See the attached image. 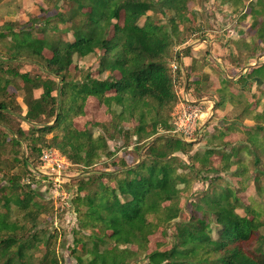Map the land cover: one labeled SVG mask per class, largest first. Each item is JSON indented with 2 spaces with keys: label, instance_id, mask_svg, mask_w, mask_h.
Listing matches in <instances>:
<instances>
[{
  "label": "trees",
  "instance_id": "obj_1",
  "mask_svg": "<svg viewBox=\"0 0 264 264\" xmlns=\"http://www.w3.org/2000/svg\"><path fill=\"white\" fill-rule=\"evenodd\" d=\"M219 1L236 10L246 7V0ZM247 1L250 40L236 45L253 60L260 51L257 42L264 43V0ZM193 2L44 0L45 13L54 15L39 25L17 32L12 23L1 28L0 151L24 145L29 155L21 153L12 161V168L23 173L36 172L41 152L49 148L79 168L72 199L78 230L71 254L77 264H264V111L251 110L243 93L229 94L226 83L231 81L226 79L215 108L229 104L241 110L237 119H250L254 126L226 124L224 132L207 138L203 153L190 154L192 143L171 135L178 98L170 61L173 48L186 42ZM149 13H171L169 30ZM99 53V72L119 78H69L75 60ZM32 62L39 74L18 70ZM250 70L241 78L243 92L264 77V66ZM9 87L16 93L8 94ZM35 91H42L38 98ZM19 96L27 107L25 116ZM90 97L99 100L111 119L79 131L72 122L84 115ZM230 132L241 133L244 142L226 144ZM49 135L53 137L47 141ZM116 141L121 145L111 151L109 142ZM119 150L136 161L128 165L120 159L109 163L108 170L95 169L102 156L111 161ZM179 155L188 156L189 165ZM213 157L220 158L218 166ZM3 181L7 186L0 191L8 194L0 201V264H59L50 251L55 235L39 230L40 217L52 213L45 198L30 184H21L22 174L4 176ZM196 181L208 188L193 193L195 201L186 215L181 200ZM251 186L258 198L244 205L239 196ZM170 231V248L149 253L150 238L158 232L168 238ZM40 246L45 254L36 258Z\"/></svg>",
  "mask_w": 264,
  "mask_h": 264
},
{
  "label": "rangeland",
  "instance_id": "obj_2",
  "mask_svg": "<svg viewBox=\"0 0 264 264\" xmlns=\"http://www.w3.org/2000/svg\"><path fill=\"white\" fill-rule=\"evenodd\" d=\"M257 1V0H252ZM251 2V1H250ZM249 1H245V9L236 8L227 5H221L219 0H194L189 4V20L185 25L184 38L186 42L182 46H175L172 52V59L170 61V69L175 76L174 90L178 98L176 107L179 104H184L185 100L197 103L201 109L206 113L202 120L198 123V129L193 135L191 141L193 151L203 153L206 151V140L212 135L219 132H224L225 125L228 123H237L238 128L247 129L254 126L250 119L236 118V114L241 110L235 111L231 105L226 104L222 109H216L215 103L220 98L217 91L223 89L226 79L231 83H226V88L229 94L243 95L247 98V102L251 105L250 109L258 113L264 111V77L262 80L256 79L253 83L244 90L246 86H242L241 78L249 74L251 68H260L264 66V43L257 42L260 51L257 57L253 60H247V51L238 50L237 43L245 38L249 42L248 34L250 32L251 16H249ZM248 8V9H247ZM47 6L44 0H0V31L1 28L7 24L12 23L16 27V32L20 29L31 28V26L39 25L40 20L47 16L54 15V12L45 13ZM44 10V11H43ZM194 12V15H191ZM247 15L245 20L241 18ZM155 21L166 27L169 30V19L172 17L171 13L153 14L149 13ZM144 19L141 21V25ZM119 25L123 23V16L118 22ZM182 27V25H181ZM249 31V32H248ZM251 33V32H250ZM113 36V33H111ZM0 51L2 47L0 46ZM189 52L188 56L186 55ZM46 58H50L51 54L47 51L44 53ZM92 56L87 59L75 60L69 69V78L80 81L84 74H89L93 78L106 79L109 76L119 78L120 75L113 73H100L98 70L99 57ZM245 64H248L247 66ZM176 69H175V68ZM180 67V68H179ZM175 69V71H173ZM18 70L21 73H30L31 75L39 74V68L32 62L22 65ZM189 75V76H188ZM239 81V82H238ZM250 82H247L248 85ZM8 94H14L15 89L9 87ZM42 91H35L34 96L38 98ZM22 107L23 115L27 113V107L22 101V97L17 99ZM176 109V108H175ZM174 109V110H175ZM236 118V119H235ZM111 115L107 113L104 106L99 103L96 98H88L84 106V115L75 117L73 119V127L79 131L90 129L94 124L110 122ZM173 122V121H172ZM21 127L27 131L28 126L21 123ZM127 127H135V124ZM98 129L95 130L97 132ZM228 134V135H227ZM224 141L232 146L239 145L244 142V136L238 132L227 133ZM173 137L178 138L174 133ZM175 135V136H174ZM53 135L47 137L49 141ZM179 139V138H178ZM183 141V140H181ZM185 142V141H183ZM187 142V143H188ZM121 142H109L111 151L116 147H120ZM18 151L19 153L15 152ZM28 156L29 152L23 145L21 148H12L7 146L6 149L0 151V183L4 176L22 174L21 184H30L32 190L38 192L45 198L50 210L49 215H42L40 217L39 230H46L51 235H55L51 243L50 251H54L56 261L59 264H77L73 257L72 248L74 240V231L78 230L77 215L72 205L77 188L75 186V179L79 177V168L71 165L65 166L61 172L60 184L61 189L67 194V199L62 201L58 198L54 201L53 182L58 179L55 172L51 169L45 168L43 164L36 163V172L26 173L22 172L20 168H12L14 159H20L22 154ZM181 159L189 165L191 162L188 156L179 155ZM243 156V155H242ZM120 159H124L128 165H132L136 160L133 155L125 154L124 151L119 150L111 161L102 156L98 161L95 169L108 170L109 163L112 161L119 163ZM212 161L215 166L220 164L219 157H213ZM69 164V162H68ZM108 164V165H107ZM226 179L225 175H221ZM7 186L6 182H2L0 188ZM192 192L185 195L181 200V206L187 212L192 209V203L195 201L193 193L202 192L206 190L207 184L201 182H194ZM8 193L0 191L1 198ZM240 199L244 205H250L252 199H257L256 189L251 186L248 190L241 194ZM1 205V204H0ZM4 210L0 209V213ZM21 219V216L16 214L15 219ZM172 231L169 232V237H164L160 232L154 234L150 238L148 252L151 253L155 249L167 250L170 248V239ZM134 251L136 248H132ZM45 254V249L40 246L36 254V258H40Z\"/></svg>",
  "mask_w": 264,
  "mask_h": 264
},
{
  "label": "built area",
  "instance_id": "obj_3",
  "mask_svg": "<svg viewBox=\"0 0 264 264\" xmlns=\"http://www.w3.org/2000/svg\"><path fill=\"white\" fill-rule=\"evenodd\" d=\"M175 69L173 71H175ZM175 108L176 109L172 115L174 126L172 133L178 136L180 140L187 143L192 140L193 135L198 129L199 121L202 120L206 113L197 103L190 102L188 99L185 100L184 104H179ZM41 153V163L43 166L51 169L56 173L55 176L58 177V179L54 180L52 183L53 191L51 192L54 195L53 199L55 201L58 198H61L62 201H65V199H67V194L61 189V186L58 183L60 181V177H62L61 172L65 169V166L69 165L68 161L53 148L44 149Z\"/></svg>",
  "mask_w": 264,
  "mask_h": 264
}]
</instances>
